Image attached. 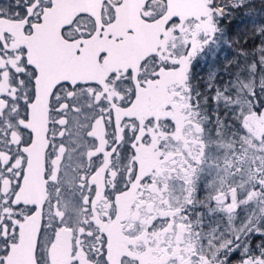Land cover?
<instances>
[{
	"label": "snow or ice",
	"instance_id": "snow-or-ice-1",
	"mask_svg": "<svg viewBox=\"0 0 264 264\" xmlns=\"http://www.w3.org/2000/svg\"><path fill=\"white\" fill-rule=\"evenodd\" d=\"M0 264H264V0H0Z\"/></svg>",
	"mask_w": 264,
	"mask_h": 264
}]
</instances>
